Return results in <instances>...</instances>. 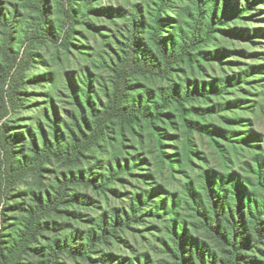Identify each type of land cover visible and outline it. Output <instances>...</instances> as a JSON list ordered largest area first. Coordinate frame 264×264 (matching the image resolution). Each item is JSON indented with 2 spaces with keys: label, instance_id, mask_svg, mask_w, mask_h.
Listing matches in <instances>:
<instances>
[{
  "label": "trees",
  "instance_id": "trees-1",
  "mask_svg": "<svg viewBox=\"0 0 264 264\" xmlns=\"http://www.w3.org/2000/svg\"><path fill=\"white\" fill-rule=\"evenodd\" d=\"M94 1L59 0L56 26L49 0H32L25 22L16 6L0 9V121L28 105L27 83L54 89L60 79L27 76L37 44L78 47L111 75L103 96L91 67L66 77L70 124L50 90L32 127L0 129V264H157L149 252H106L132 232L148 233L165 264H264V135L244 115L264 111V63L224 68L264 52L218 46L219 36L264 35L236 26L264 0H135L129 10ZM87 13L126 21L109 61L73 42ZM245 85L263 101L244 96ZM196 137L209 139L222 169L207 165Z\"/></svg>",
  "mask_w": 264,
  "mask_h": 264
},
{
  "label": "rangeland",
  "instance_id": "rangeland-1",
  "mask_svg": "<svg viewBox=\"0 0 264 264\" xmlns=\"http://www.w3.org/2000/svg\"><path fill=\"white\" fill-rule=\"evenodd\" d=\"M78 3L84 4V0H77ZM140 2V1H138ZM135 3V0H102L94 1L92 4H89L91 8L102 9V8H126L130 9ZM17 7L20 10V20L25 22L29 17H35V13L32 10V0H0V9L4 10L6 7ZM49 19L56 26L60 20H63L61 6L59 0H49ZM87 12V10H86ZM254 17L249 15L247 19L243 22L236 23L237 27H243L248 30L251 29H264V5L256 7L252 11ZM86 24L77 25L76 33L74 35L73 42L81 46V50L84 53L89 52L90 54H97L106 60H110V56L113 54L112 48L115 49L114 37H117L118 31L123 29L126 21L120 18H110L107 15H95L92 13H87V16L84 19ZM235 25H232L234 27ZM2 32L3 29L0 26V42L2 41ZM261 33V32H260ZM264 34V32H262ZM114 36V37H112ZM22 35H20L19 41L15 40V46L18 49L21 44ZM220 45L227 47L229 49H243L248 53H257L260 54L264 52V35H257L253 39L252 43H249L241 39H232L227 36H219ZM78 47H71L69 50L62 47L61 43L47 42L42 44L35 45L32 54L37 58V64H35V69L28 71L27 76L33 78L39 75H44L46 73H53L54 76L59 77V81L56 84V87L53 88L54 82L45 81L42 84L39 83H27L26 91L28 93V99L30 102L25 107H21L15 112H11L7 117L0 121V129L2 127L7 128L8 134H13L15 132H24L28 127H32L34 124V119L40 118L41 116V106H37L36 103L41 104L44 100H47L50 90L53 91V96L55 99V104L58 109V116L60 117V124L62 127L65 124H70L72 122V115L77 113L76 107L74 106L70 89L68 88V82L66 77L72 76L73 72L78 71L83 66H88L92 68L94 74H96V87L98 94L103 96V88L109 86L110 84V72L104 67H99L97 63L94 64L96 58H91L86 55L79 53ZM255 57H238L234 56L231 59V64L224 65L225 70L232 68L236 70L239 68V65L242 64L245 66L251 64H262L264 61H259ZM264 58V56H260ZM0 62H3V57L0 54ZM231 62V61H230ZM242 62V63H234ZM216 73L222 75L221 70L218 67H215ZM230 71V69H229ZM205 74L214 75L212 69L208 70ZM261 77H264L261 76ZM260 77V78H261ZM244 90H249L251 95L245 94L251 99L263 100L257 98L256 89H252L250 85H245ZM252 124V129L262 135H264V111H253L246 112L244 114ZM37 138L39 142L42 140L41 136L37 133ZM196 146L200 152H202L207 160V165L215 167L217 169H222L221 161L218 156V153L213 146V144L207 138H198L196 137ZM198 166H204L206 164L201 160H196ZM55 172H65L66 169L60 166L54 167ZM31 184V185H30ZM27 188H34L35 185L31 182ZM26 187V186H25ZM22 185L21 190L25 188ZM112 204H117L116 200H111ZM148 233H137L132 232L126 235L123 239L124 242L115 243L107 249L106 252L114 254L116 257H126L133 256L136 253L149 252L153 258L158 259L157 264H165L167 257L161 252L155 250L154 242L148 239Z\"/></svg>",
  "mask_w": 264,
  "mask_h": 264
}]
</instances>
